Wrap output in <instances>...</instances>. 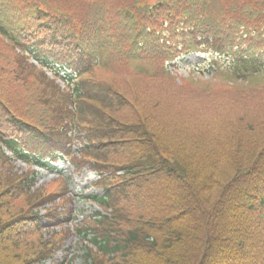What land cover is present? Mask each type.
<instances>
[{
  "label": "trees",
  "instance_id": "obj_1",
  "mask_svg": "<svg viewBox=\"0 0 264 264\" xmlns=\"http://www.w3.org/2000/svg\"><path fill=\"white\" fill-rule=\"evenodd\" d=\"M262 1L244 0L243 6L231 0H0L3 23L13 20L25 40L52 47L63 62L83 54L93 60L89 49H102L107 70L98 82L84 81L75 99L62 96L0 37V149L5 144L19 151L29 141L17 142V136L39 137L29 147L34 156H17L40 163L71 152V131L84 133L88 142L77 152L83 161L100 174L123 171L108 181L133 180L124 184L136 186L135 200L152 220L130 221L119 210L104 232L108 259L94 264H264V98L258 104L240 101L244 112L237 115L231 107L236 98L226 90L223 120L206 113L186 134L189 117L181 125L179 119L167 123L186 103L184 113L197 107L205 91L196 97L197 86L182 87L167 119L159 120L165 111L149 101L151 90L141 93L139 86L152 76L161 81L163 62L180 53V46L183 52L197 49L199 38H213L220 47L241 44L235 28L258 16L249 7ZM258 20L264 23V7ZM260 29L264 32L263 25ZM0 31L18 43L2 25ZM259 46L250 43L251 49ZM248 54L239 51L230 69L263 83L253 74L264 64L246 59ZM141 61L138 71L121 69ZM77 64L83 70L80 60ZM8 165L0 151V171ZM31 183L11 166L5 178L0 173V264H36L35 257L43 258V249L37 251L33 239L11 224L13 200ZM129 223L134 224L125 231Z\"/></svg>",
  "mask_w": 264,
  "mask_h": 264
},
{
  "label": "rangeland",
  "instance_id": "obj_2",
  "mask_svg": "<svg viewBox=\"0 0 264 264\" xmlns=\"http://www.w3.org/2000/svg\"><path fill=\"white\" fill-rule=\"evenodd\" d=\"M176 62L177 63L175 65H170L169 67L175 74H178L181 76L190 75L191 73H193L192 71H194L199 64H201V65H204V63L210 64V62L207 59V55H200V54H195V53H192L188 56L181 57ZM209 69H210V67H209ZM191 75H193V74H191ZM196 75H199V74H196ZM210 75H211V72H209V74L207 75L209 77V79H210ZM165 84H167V83L162 82V81L145 80L144 84L139 83V86H140V89L143 91L141 93H146V92H149L150 90L152 92H155V90L160 91L162 89V87H164ZM204 90H205V88L198 90L196 97H198V95H200ZM183 94H185V93H183ZM216 115L220 120H223L224 114L221 111H217ZM175 120H177V118ZM204 121L205 120L200 121V123L198 125H200ZM179 125H181L180 121H179ZM198 125L195 122H191L189 125L185 126V129H186L185 133L186 134L190 133ZM60 166L65 167L64 171H63V175L66 178L67 177L70 178L71 188L73 191V195L75 197V202H74L75 215L82 217V215L93 214V212L98 210V207L93 206L92 204L88 203L85 199V197L89 194H99L100 193V192L98 193L97 191H94V189H93L92 182L95 180V178H92L93 175L91 176L90 173L85 172L82 175L74 176L73 175L74 171L70 165H67L65 162H62L60 164ZM16 168L20 171L21 170L25 171L27 169L26 166L22 163H17ZM35 169H36V173H38L37 174L38 186H43V185L53 181L57 177L56 174H53L50 171L42 170V169L40 170L39 168H35ZM48 189L53 190L50 187H48ZM72 240L73 241H70L68 243V246H67V248H68V254L67 255L69 256V258H70V256L83 254V252L81 250V246H80V241L78 244L79 239L75 237ZM72 245H74V246H72ZM76 264H83L82 259L80 257L77 258Z\"/></svg>",
  "mask_w": 264,
  "mask_h": 264
}]
</instances>
